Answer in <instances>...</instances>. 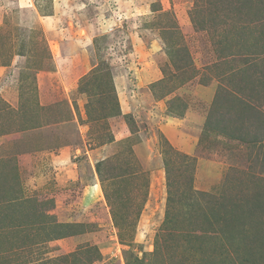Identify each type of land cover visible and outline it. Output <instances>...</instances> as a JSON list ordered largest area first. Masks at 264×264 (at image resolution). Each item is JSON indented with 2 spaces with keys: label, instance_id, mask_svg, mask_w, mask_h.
<instances>
[{
  "label": "rangeland",
  "instance_id": "374dc122",
  "mask_svg": "<svg viewBox=\"0 0 264 264\" xmlns=\"http://www.w3.org/2000/svg\"><path fill=\"white\" fill-rule=\"evenodd\" d=\"M0 264H264V0H0Z\"/></svg>",
  "mask_w": 264,
  "mask_h": 264
},
{
  "label": "trees",
  "instance_id": "16d2710c",
  "mask_svg": "<svg viewBox=\"0 0 264 264\" xmlns=\"http://www.w3.org/2000/svg\"><path fill=\"white\" fill-rule=\"evenodd\" d=\"M102 162H104V161H102ZM102 162H99V163H102ZM98 165H100V164H98ZM99 167V166H98ZM98 170H99V172H100V169L98 168ZM168 202H170V206H171V203H172V206L174 205V200L173 199H171V198H169V200H168ZM169 214V213H168ZM167 218H169V215H167ZM169 221V220H168Z\"/></svg>",
  "mask_w": 264,
  "mask_h": 264
},
{
  "label": "crops",
  "instance_id": "0c3cea01",
  "mask_svg": "<svg viewBox=\"0 0 264 264\" xmlns=\"http://www.w3.org/2000/svg\"><path fill=\"white\" fill-rule=\"evenodd\" d=\"M74 72H75V71L72 70V74H74ZM66 79L68 80V83H70L71 80H72V76H71V74H70V75L68 74ZM70 84H71V83H70Z\"/></svg>",
  "mask_w": 264,
  "mask_h": 264
}]
</instances>
